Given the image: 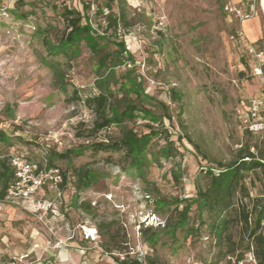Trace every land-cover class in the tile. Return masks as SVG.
<instances>
[{
	"label": "rangeland",
	"instance_id": "1",
	"mask_svg": "<svg viewBox=\"0 0 264 264\" xmlns=\"http://www.w3.org/2000/svg\"><path fill=\"white\" fill-rule=\"evenodd\" d=\"M226 1L126 0L133 25L126 30L119 27L117 37L113 29L106 30L108 10L105 8V15L98 13L105 0L1 1L0 151L7 145L15 155L28 153L29 159L42 161L50 150L62 153L108 136L118 137L117 126L96 138L79 137L78 133L91 129L96 120L84 98L99 92L95 86L99 59L103 55L113 59L118 49L115 42L122 38L134 61L126 60L116 68L113 82L118 83L111 85V91L118 98L129 93L128 99L135 100L130 87L134 82L141 84L150 98L137 103L153 111L154 118L137 112L136 120L126 124L139 133H148L151 125L159 133L147 151L144 174L123 168L122 153L87 150L56 163L67 173L89 166L96 176L90 188L78 194L71 182L61 201L47 191L45 198L53 205L43 215L1 203L0 263L28 254L25 264H118L115 259L128 254L143 264L148 258L166 264H238L235 256H225L214 246L208 222L200 224L197 204L189 212L187 225L195 230L190 233L187 227L179 228L174 235L162 227L166 219L178 218L176 205H157L160 199L171 203L176 198L195 199V181L205 171L202 169L233 160L247 139L238 110L257 95L264 79L253 73L255 61L247 54V44L232 38L239 23L225 13ZM236 1L255 10L243 28L248 42L264 51L259 0ZM84 3L89 7L87 14ZM66 7L87 15L99 29L102 36L97 52L81 41L71 58L48 53L46 42L57 44L66 29L61 17ZM172 88L181 92L180 104L170 100ZM75 89L81 100L75 98ZM186 133L201 152L188 142ZM167 135L181 153L175 158L164 157ZM173 171L179 173V182L174 181ZM252 191L254 195L264 192V186L257 181ZM203 217L208 219L207 214ZM147 227L152 229L144 233ZM240 227L237 223L231 226L236 242ZM151 235L153 245L147 242ZM118 244L124 245L126 253L116 250Z\"/></svg>",
	"mask_w": 264,
	"mask_h": 264
},
{
	"label": "trees",
	"instance_id": "2",
	"mask_svg": "<svg viewBox=\"0 0 264 264\" xmlns=\"http://www.w3.org/2000/svg\"><path fill=\"white\" fill-rule=\"evenodd\" d=\"M240 3L244 10L248 11L250 9V6L246 3L242 1ZM126 6V0H105L104 8H98V13L101 15H105V8L108 10V14L105 15L108 23L106 30L113 29L116 37L119 27L126 30L133 25L128 19ZM84 9L87 14L89 7L85 3ZM227 16L231 21L235 20L229 15ZM61 17L66 25L64 34L55 45L51 42H46L48 53L51 56L65 55L71 58L73 55H76V49L79 47L81 41H85L91 50L96 51L98 38L102 35H100L99 29L94 27L87 15L66 7L62 11ZM103 33H107V31ZM115 44L118 49L113 59H111L110 55H103L99 59L98 76L95 81V86L99 92L94 95H87L84 98L86 107L96 116L94 125L91 129L79 131L78 136L96 138L102 131L110 129L112 126L120 127V134L115 138L108 136L103 140L94 141L86 147L70 149L62 153L50 150L45 158L48 161L49 167L61 169L64 178L61 186L63 190L69 183L73 182L74 189L79 194L90 188L96 181L94 171L87 165L76 168L72 173H67L56 163V160L69 161L73 156H81L87 150H91L96 154L101 152L109 154L122 153L121 162L124 164L123 168L128 166L140 174L145 173L147 151L159 131L150 125L148 126V133H139L134 128L127 126V122H134L136 120L137 112H144L152 118H154V113L137 103V101H144L142 98H150V96L145 95L141 84L137 85L136 82L132 83L131 81L132 86L135 84L134 86L136 87L134 89H132V86L130 87L132 93L137 96L135 100L128 99L129 93L126 94V97L118 98L111 91V85L114 83L113 79H116V68L122 66L126 60L134 61L133 55L127 50L123 38L121 41H116ZM125 54L127 55V59L124 58ZM254 67L255 65H253V69ZM126 78L129 79L128 76ZM115 83L118 82L116 81ZM74 96L78 100L82 99L78 89L74 90ZM169 98L173 103L180 104L182 94L175 88H172L169 91ZM160 104L167 112L169 111V108L164 103ZM179 114H183L182 105H180ZM165 116L170 121L172 120V116L169 113H166ZM155 121L161 122V119L155 118ZM164 130L168 133L167 129ZM245 136L247 139L241 148L238 149L233 160L228 163L219 162L217 167L202 169V171H205L201 172L195 181L197 190V197L195 199L176 198L173 199L172 203L160 199L157 201V205L162 208L170 204L176 205L178 218L176 220H173V218L166 219L162 227L169 229L172 235H174L179 228L183 229L187 227L189 212L192 206L197 204L200 224L204 225L208 222L207 226L210 230V238L220 252H224L225 256H230L231 258L235 256L236 262L244 260L250 252H253L258 264H264V192L262 191L254 195L252 191L257 181L264 186V139L250 131H245ZM185 138L200 151L199 145L192 139L190 134L186 133ZM179 139H183L182 135H179ZM163 150H165V159L175 158L181 154L169 135L166 137V144ZM9 154L10 152L6 147L0 151V201L4 200L7 190L14 180V170L10 164ZM205 158L207 159V157ZM108 162H112L111 157L108 158ZM250 174H255L256 177H250ZM172 176L174 181H180V175L176 171L172 172ZM183 203H186V205L183 207V210L179 211L178 207ZM204 214L208 215L207 220L204 219ZM233 223L241 226L238 242L233 240L230 233ZM161 225L159 224L157 229L161 228ZM151 229L152 227H147L144 233ZM187 230L191 233L195 228L187 227ZM111 238L115 241L113 234ZM153 238V235L147 237V242L153 245V242H151ZM125 249L124 245L118 244L116 246V250L119 253H126ZM224 249L226 250L224 251ZM126 256L128 257L122 260L120 258H116L115 260L118 264H143V262L138 260H131L128 254ZM146 264L166 263L148 258Z\"/></svg>",
	"mask_w": 264,
	"mask_h": 264
},
{
	"label": "built area",
	"instance_id": "3",
	"mask_svg": "<svg viewBox=\"0 0 264 264\" xmlns=\"http://www.w3.org/2000/svg\"><path fill=\"white\" fill-rule=\"evenodd\" d=\"M224 11L239 23L232 38L239 43L247 44V54L255 61L253 73L264 79V51L248 42L243 28L244 21L255 16V10L250 8L246 11L240 1L227 0L224 4ZM159 24L163 26L164 22L160 21ZM238 117L245 131H250L264 139V96L250 98L246 106L238 110ZM27 154H9L10 164L14 170V180L0 204L6 203L32 213L47 214L53 205L45 198L47 191L55 194L57 200L63 199L64 190L61 187L64 182L63 174L60 168L49 167L45 157L42 161H37L29 159ZM28 256V254L21 257L14 256L11 261L0 264H25ZM238 264H258V262L254 253L250 252Z\"/></svg>",
	"mask_w": 264,
	"mask_h": 264
},
{
	"label": "crops",
	"instance_id": "4",
	"mask_svg": "<svg viewBox=\"0 0 264 264\" xmlns=\"http://www.w3.org/2000/svg\"><path fill=\"white\" fill-rule=\"evenodd\" d=\"M262 96H264V85L263 84L260 86V90L258 91L257 95H254V96H252L250 98H253V97H262ZM4 147H6L7 150H9L10 153H14L13 147H10V146H7V145L6 146L4 145Z\"/></svg>",
	"mask_w": 264,
	"mask_h": 264
},
{
	"label": "water",
	"instance_id": "5",
	"mask_svg": "<svg viewBox=\"0 0 264 264\" xmlns=\"http://www.w3.org/2000/svg\"><path fill=\"white\" fill-rule=\"evenodd\" d=\"M259 4H260L261 11L264 15V0H259Z\"/></svg>",
	"mask_w": 264,
	"mask_h": 264
}]
</instances>
